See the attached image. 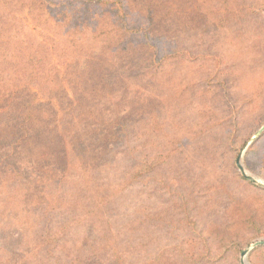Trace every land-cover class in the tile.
<instances>
[{"label": "rangeland", "instance_id": "374dc122", "mask_svg": "<svg viewBox=\"0 0 264 264\" xmlns=\"http://www.w3.org/2000/svg\"><path fill=\"white\" fill-rule=\"evenodd\" d=\"M159 2L158 62L144 44L94 67L80 55L89 98L66 87L28 122L25 94L0 108V264H252L255 248L226 247L243 240L235 212L264 205V0Z\"/></svg>", "mask_w": 264, "mask_h": 264}, {"label": "trees", "instance_id": "16d2710c", "mask_svg": "<svg viewBox=\"0 0 264 264\" xmlns=\"http://www.w3.org/2000/svg\"><path fill=\"white\" fill-rule=\"evenodd\" d=\"M0 6L3 7L0 19L6 21L0 30V108L10 106L14 97L25 94L28 99L18 110L25 122L46 116L36 110L37 106L44 102L55 106L57 92L66 87L75 90V95L89 98L91 93L84 90L83 79L78 77L80 74L70 58L92 57L91 67H94L96 57L105 56L106 60L125 57L143 44L155 62L161 58L151 34L157 29L156 17L166 8L159 0H0ZM168 10L171 16L172 10ZM22 12L27 13L31 25L15 15ZM31 26L40 32L39 39H33L35 31ZM87 41L92 46H101L102 56L93 51L91 44L86 45ZM33 84L40 90L32 88ZM15 85L17 88L13 89ZM45 89L52 91L46 101L39 94ZM114 127L123 125L118 121L111 124L110 128ZM119 135L112 131V140H118ZM155 165L151 164V168ZM144 167L139 159L126 172L121 185L115 186L116 194L139 180ZM260 206L253 205V209L243 206L235 212V224H229V229L239 227L243 240H232L227 251L232 248L242 254L249 246L246 237L250 240L264 237V205ZM263 249L264 245L250 252L252 264H257L254 255Z\"/></svg>", "mask_w": 264, "mask_h": 264}, {"label": "water", "instance_id": "95a60500", "mask_svg": "<svg viewBox=\"0 0 264 264\" xmlns=\"http://www.w3.org/2000/svg\"><path fill=\"white\" fill-rule=\"evenodd\" d=\"M264 132V126L260 129V131L253 137L252 141H254L255 139L259 138L261 136V134ZM240 160H241V156L238 158V161H237V165H238V168L239 170L243 173V175L248 178V179H251L249 178L246 174H245V171H244V168L243 166L241 165L240 163ZM264 245V240H259L257 242H255L249 249H247L243 254H242V257H245L249 254V252L251 251V249H254V248H257L259 246H263ZM242 264H246L245 261L243 260L242 261Z\"/></svg>", "mask_w": 264, "mask_h": 264}]
</instances>
